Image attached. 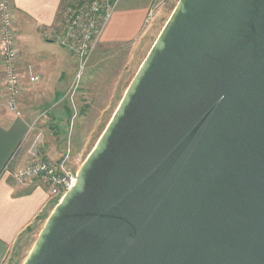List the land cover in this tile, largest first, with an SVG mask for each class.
Wrapping results in <instances>:
<instances>
[{
  "label": "water",
  "instance_id": "obj_1",
  "mask_svg": "<svg viewBox=\"0 0 264 264\" xmlns=\"http://www.w3.org/2000/svg\"><path fill=\"white\" fill-rule=\"evenodd\" d=\"M22 264H264V0H178Z\"/></svg>",
  "mask_w": 264,
  "mask_h": 264
},
{
  "label": "crops",
  "instance_id": "obj_2",
  "mask_svg": "<svg viewBox=\"0 0 264 264\" xmlns=\"http://www.w3.org/2000/svg\"><path fill=\"white\" fill-rule=\"evenodd\" d=\"M10 2L18 51L16 71L22 93L18 99L20 116H16L5 108V76L0 59V264H5L17 241L39 227L57 203L43 182L35 179L20 184L14 172L34 159L32 149L36 147L37 134L44 138L36 158L48 162L59 160L61 154L52 140V132L44 133L47 119L39 117L49 109L58 117L55 122L62 124L58 105L77 63L70 50L43 38L44 31L58 28L61 0ZM152 2L122 0L102 28L98 49L123 46L141 36ZM29 75L38 81L31 83ZM31 127L34 129L28 133Z\"/></svg>",
  "mask_w": 264,
  "mask_h": 264
},
{
  "label": "rangeland",
  "instance_id": "obj_3",
  "mask_svg": "<svg viewBox=\"0 0 264 264\" xmlns=\"http://www.w3.org/2000/svg\"><path fill=\"white\" fill-rule=\"evenodd\" d=\"M72 1L75 0H61L58 28L53 29V32H50L48 36L43 34L44 39L55 41L59 46L70 50L77 62L76 70L70 78V83L65 89L61 103L58 105L62 111L60 114L62 117H59L62 119V124L55 122L54 119L58 117L54 116L53 111L49 112V109L43 115L41 113L42 116L39 119H47V124L44 127L46 130L42 128V133L43 130L48 135L52 132V140L59 146L60 158L57 162L52 163H64L65 171L74 177L105 129L124 91L178 0H153L141 36L134 42L105 50L98 49L96 44L84 71H82L78 89L71 103L69 98H65V95L79 69V60L75 48L80 37L74 39L76 42L74 40L72 42L66 41L64 36L67 30L62 21L60 26V17L64 8L70 5ZM103 18L104 13H99L96 16L99 23L103 21ZM81 21L85 22V18L83 17ZM63 42L68 45L63 44ZM43 223L42 221L39 227L34 228L32 232L29 231L26 237L17 241L5 264L23 263Z\"/></svg>",
  "mask_w": 264,
  "mask_h": 264
},
{
  "label": "built area",
  "instance_id": "obj_4",
  "mask_svg": "<svg viewBox=\"0 0 264 264\" xmlns=\"http://www.w3.org/2000/svg\"><path fill=\"white\" fill-rule=\"evenodd\" d=\"M121 0H75L66 6L61 12V21L65 25L66 41H73L80 37L76 42V54L79 60V69L69 85L65 98H69L71 103L78 89L80 78L88 63L92 50L97 44L102 28L110 15L118 7ZM104 13L103 23L97 22L96 16ZM85 22H82V18ZM53 30L44 31L48 36ZM63 44H66L63 42ZM68 45V44H66ZM70 46V45H69ZM0 59L2 60L4 70V90H5V108L16 116H20L18 110V99L22 93V83L16 71L18 61V51L15 44V32L13 26V11L10 0H0ZM31 71L28 69V74ZM31 83H36L38 78L28 76ZM34 129V127H33ZM32 127L29 128L30 133ZM36 147L32 149V161L18 168L14 172L15 180L20 184H26L37 179L47 185L51 195L56 198L57 202L69 191L75 184L76 176H71L65 171L64 163H52L43 161L37 157V151L41 148L42 137L40 134L35 138ZM8 167V165H7ZM6 167V168H7Z\"/></svg>",
  "mask_w": 264,
  "mask_h": 264
},
{
  "label": "bare ground",
  "instance_id": "obj_5",
  "mask_svg": "<svg viewBox=\"0 0 264 264\" xmlns=\"http://www.w3.org/2000/svg\"><path fill=\"white\" fill-rule=\"evenodd\" d=\"M56 205V204H55Z\"/></svg>",
  "mask_w": 264,
  "mask_h": 264
}]
</instances>
